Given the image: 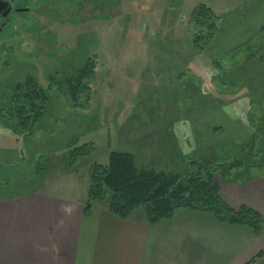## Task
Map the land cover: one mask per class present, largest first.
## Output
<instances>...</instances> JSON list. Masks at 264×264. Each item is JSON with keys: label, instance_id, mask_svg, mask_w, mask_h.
Instances as JSON below:
<instances>
[{"label": "rangeland", "instance_id": "1", "mask_svg": "<svg viewBox=\"0 0 264 264\" xmlns=\"http://www.w3.org/2000/svg\"><path fill=\"white\" fill-rule=\"evenodd\" d=\"M16 2L0 33V198L47 191L82 200L112 151L184 185L205 161L218 189L264 177V0ZM199 4L219 17L210 39L190 22ZM89 59L94 71L75 101L66 82ZM28 78L52 97L21 130L11 99ZM82 145L93 151L72 160ZM194 212L206 213L173 218Z\"/></svg>", "mask_w": 264, "mask_h": 264}, {"label": "crops", "instance_id": "2", "mask_svg": "<svg viewBox=\"0 0 264 264\" xmlns=\"http://www.w3.org/2000/svg\"><path fill=\"white\" fill-rule=\"evenodd\" d=\"M219 190L234 209L246 205L264 217V177ZM86 201L47 191L0 198V264H247L264 250V232L221 225L207 213L153 225L140 209L121 220L100 203L86 218Z\"/></svg>", "mask_w": 264, "mask_h": 264}, {"label": "trees", "instance_id": "3", "mask_svg": "<svg viewBox=\"0 0 264 264\" xmlns=\"http://www.w3.org/2000/svg\"><path fill=\"white\" fill-rule=\"evenodd\" d=\"M218 21V15L204 4L197 5L190 19L192 25L206 31L207 39L214 36ZM261 32L264 35V27ZM94 65L89 59L77 76L66 82L69 94L75 101L88 88L85 80L93 73ZM51 97L49 89L31 78L14 87L11 105L21 130H28V127L38 123L44 105L51 101ZM92 151V145H82L73 149L70 155L75 161ZM209 167L210 163L205 161L194 165L196 170L192 169L193 172L187 170L184 185L179 176L151 170L140 171L132 155L112 151L106 165H95L93 168L84 204V216L90 218L93 215L95 203L106 202L111 214L121 220L130 219L134 210L143 207L148 222L156 225L171 220L179 209H192L210 213L221 223L248 227L255 235H260L264 229V217L244 205L234 210L223 201ZM262 257L264 250L247 264H254Z\"/></svg>", "mask_w": 264, "mask_h": 264}, {"label": "flooded vegetation", "instance_id": "4", "mask_svg": "<svg viewBox=\"0 0 264 264\" xmlns=\"http://www.w3.org/2000/svg\"><path fill=\"white\" fill-rule=\"evenodd\" d=\"M3 1H10L12 4V10L7 18H3L2 16H0V29H2L0 33H2L3 30L6 28V26L12 21L13 16L18 8L16 6V3H17L16 0H3Z\"/></svg>", "mask_w": 264, "mask_h": 264}, {"label": "water", "instance_id": "5", "mask_svg": "<svg viewBox=\"0 0 264 264\" xmlns=\"http://www.w3.org/2000/svg\"><path fill=\"white\" fill-rule=\"evenodd\" d=\"M11 10H12V4L10 1L0 0V16H2L3 18H7ZM16 11L18 12L19 10ZM1 31L2 29H0V32Z\"/></svg>", "mask_w": 264, "mask_h": 264}]
</instances>
